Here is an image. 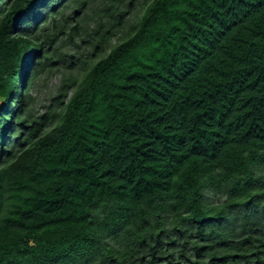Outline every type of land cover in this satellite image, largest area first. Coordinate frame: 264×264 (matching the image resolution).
Here are the masks:
<instances>
[{"label": "trees", "instance_id": "16d2710c", "mask_svg": "<svg viewBox=\"0 0 264 264\" xmlns=\"http://www.w3.org/2000/svg\"><path fill=\"white\" fill-rule=\"evenodd\" d=\"M94 1L0 0V264H264V0H103L34 119Z\"/></svg>", "mask_w": 264, "mask_h": 264}, {"label": "rangeland", "instance_id": "374dc122", "mask_svg": "<svg viewBox=\"0 0 264 264\" xmlns=\"http://www.w3.org/2000/svg\"><path fill=\"white\" fill-rule=\"evenodd\" d=\"M126 1V0H125ZM103 0H95L88 8L83 7V10L76 14L69 8L63 13V22L61 16H58V21H62L63 33L58 36L55 43V51L59 55V59H55L53 63L41 73L33 88L30 90L31 97L34 98L32 106V114L34 119H39L46 114L48 108L53 103L52 100L58 94V88L61 84L63 75H68L70 72L77 74L85 70L90 64L99 59V56L92 55L94 43L98 40L97 35H92L91 31L97 27V16H94V11L101 10ZM123 10V9H122ZM141 7H136L132 12L125 17L126 24L124 29L129 30L137 20L141 17ZM105 22V18L103 19ZM44 22H41V27ZM50 26L45 24L44 26ZM87 30V32H86ZM95 36V37H94ZM122 34L117 35L111 40V44H116ZM94 42V43H92ZM75 65L69 68L70 64Z\"/></svg>", "mask_w": 264, "mask_h": 264}]
</instances>
